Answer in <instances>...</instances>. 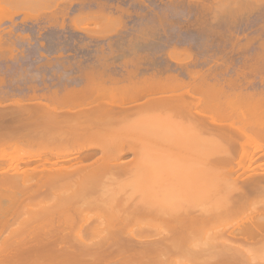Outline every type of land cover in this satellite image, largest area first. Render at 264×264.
I'll use <instances>...</instances> for the list:
<instances>
[{"label":"bare ground","instance_id":"6f19581e","mask_svg":"<svg viewBox=\"0 0 264 264\" xmlns=\"http://www.w3.org/2000/svg\"><path fill=\"white\" fill-rule=\"evenodd\" d=\"M29 1L45 10L28 18L62 25L57 15L75 2ZM177 61L188 79L164 73L120 84L92 68L78 89L0 103V121L15 116L0 123V264H183L179 254L191 264H264V76L257 86L243 82L244 68L229 74ZM156 106L189 122L157 119ZM149 120L162 149L175 143L176 158L164 150L155 163L174 182L158 189L157 165L139 157L133 169L123 159Z\"/></svg>","mask_w":264,"mask_h":264},{"label":"rangeland","instance_id":"374dc122","mask_svg":"<svg viewBox=\"0 0 264 264\" xmlns=\"http://www.w3.org/2000/svg\"><path fill=\"white\" fill-rule=\"evenodd\" d=\"M74 1L76 4L67 5L68 11H63L65 15H57L59 21L65 20L62 25L60 22H48L50 19L45 16L38 20L27 17L28 12L45 10V4H34L29 0H0V29L4 28L0 39V94L3 96L1 98L0 95V103L27 100L33 92L41 95L78 89L84 85L85 76L92 68L100 70L105 79L119 78L120 84L128 83L129 77L137 80L168 73L188 79L185 67L177 61L179 59L185 60L182 64L188 65L186 67L201 71L212 67L221 72L225 68L229 74H234L244 68L243 82L250 81L257 86L264 76V48L260 45L264 43V0H257L261 4L256 0ZM99 7L102 12L98 11ZM93 10L98 15L97 12L96 15L91 13ZM80 12L83 15L90 13L89 18H83ZM80 14L84 20L78 16L76 19L81 23L72 22L73 17L75 19ZM12 27L13 33L9 34L8 29ZM84 104L81 102L79 105ZM155 113L157 119L172 116L189 122L188 116H178L170 107L156 106ZM140 114L134 113L131 121ZM13 121L15 116L12 114L5 116L0 123L6 125ZM148 123L131 134L136 151L123 156L133 169L142 160L139 157L152 161L149 168L154 171L162 151L170 156L169 161L176 156L174 141L166 142L164 145L169 146L162 149L157 124L155 128L154 121H151L153 126H150V120ZM205 136L210 143L215 134L207 132ZM143 144L149 150H139ZM205 156L203 160H208L210 155L205 153ZM207 160L203 162L205 166L209 163ZM158 167L155 168L156 189L173 184L174 177L168 172L170 169L163 168L164 173H159ZM209 167L205 171L211 172ZM126 175L122 173L120 178ZM212 180L209 182L214 184L215 179ZM135 197L139 200V196ZM154 202L157 207L159 200ZM147 218L156 219L153 216ZM137 228V225L125 227L127 231ZM135 233L144 235L149 232ZM190 257L188 254L176 256L183 264H191Z\"/></svg>","mask_w":264,"mask_h":264}]
</instances>
